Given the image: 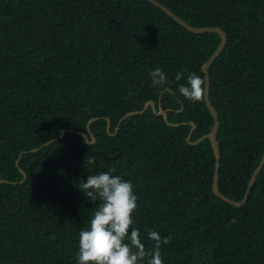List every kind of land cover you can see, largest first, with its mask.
Segmentation results:
<instances>
[{"label":"trees","instance_id":"1","mask_svg":"<svg viewBox=\"0 0 264 264\" xmlns=\"http://www.w3.org/2000/svg\"><path fill=\"white\" fill-rule=\"evenodd\" d=\"M156 1L228 36L209 69L210 99L220 121L219 189L242 201L264 155V0ZM220 43L147 0H0V179L9 182L0 183V264H75L78 232L98 204L77 182L109 167L133 183L146 249L149 229L166 238L164 264H264V168L243 206L216 197L211 142L187 141V123L197 142L213 117L205 97L190 103L176 90L189 73L205 79ZM156 67L167 88L151 85ZM149 101L180 126L150 108L109 135L108 121L114 134ZM95 118V143L71 133L54 142L63 130L90 137Z\"/></svg>","mask_w":264,"mask_h":264},{"label":"clouds","instance_id":"2","mask_svg":"<svg viewBox=\"0 0 264 264\" xmlns=\"http://www.w3.org/2000/svg\"><path fill=\"white\" fill-rule=\"evenodd\" d=\"M148 78L153 87L169 86L167 74L159 67L152 69ZM174 80L180 81L181 74L176 73ZM185 80L176 85L180 96L190 103L201 101L206 91L205 79L189 73ZM94 161L90 155L86 163L93 165ZM115 172L114 167H109L77 182L79 192L98 204L88 225L78 232L75 264H164L160 247L167 243L166 238L149 229L146 236L153 243L151 249H146L132 215L138 206L133 183Z\"/></svg>","mask_w":264,"mask_h":264},{"label":"water","instance_id":"3","mask_svg":"<svg viewBox=\"0 0 264 264\" xmlns=\"http://www.w3.org/2000/svg\"><path fill=\"white\" fill-rule=\"evenodd\" d=\"M149 3H151L152 5L156 6L157 8L161 9L166 15H168L170 18H172L177 24H179L180 26H182L184 29H186L187 31H189L190 33L196 34V35H204V34H211V33H216L221 37V43L219 45V47L217 48V50L213 53V55L210 57V59L208 60V62L203 66L202 68V72L205 75V81H206V91H205V103L207 106L208 111L210 112V114L213 117L214 120V124L212 127L211 132L204 136L203 138H201L200 140H198L197 142H192L191 141V137L192 134L195 131V124L194 123H187L189 125H191L192 130L189 134V137L187 139L188 143L190 145L196 146L199 145L200 143H202L205 140H209L211 142L213 151H214V155H215V169H214V180H213V193L215 194L216 197L220 198L223 202L234 206V207H241L243 206L251 193V189L254 187L258 176L260 175L261 171L264 168V155L259 163V165L257 166V168L255 169V171L253 172L252 178L249 182L248 188H247V192L246 195L244 197V199L242 201H234L228 197H226L225 195H223L220 192L219 189V183H220V168H221V149L219 146V142L217 139L218 136V132L220 129V121H219V115L216 111V109L214 108V106L212 105L211 99H210V92H211V79H210V74H209V69L211 68V66L213 65V63L220 57V55L222 54V52L224 51L227 42H228V36L225 33L224 30L217 28V27H203V28H197V27H193L190 26L188 23H186V21H184L182 18H180L179 16H177L176 14H174L170 9H168L167 7H165L164 5H162L160 2L156 1V0H147ZM131 97H129L130 99ZM152 109L153 113L158 116V117H163L164 121L166 122V124L170 127H179L180 124H171L169 122V117H168V111H163L161 108L157 109V106L154 102L149 101L145 104L144 108L141 111H135V112H131L126 114L121 121L118 124V127L116 128V132L114 134L111 133V122L108 121V126H107V132L109 133L110 136L114 137L116 135V133L119 131L120 126L122 124V122H124L126 119H128L129 117L132 116H136V115H141L144 114L145 112H147L149 109ZM99 121L98 118L92 119L89 121L88 123V128H89V135H86L83 132H78L75 130H63L61 137L59 139L54 140V142L59 141L60 139H62L67 133H71V134H78L80 136L83 137V139L89 143V144H93L95 143V137L92 134V131L90 129L91 124L95 123ZM91 138V140H90ZM52 142L48 143L47 145L51 144ZM38 150H34L33 152H37ZM19 161H17V166L19 164ZM19 167V166H18ZM20 172L23 174L24 176V180L22 182H25L27 180V175L24 171L20 170ZM0 183L4 184V183H9L8 181L4 180V179H0Z\"/></svg>","mask_w":264,"mask_h":264}]
</instances>
